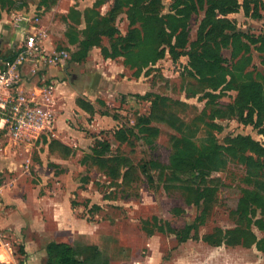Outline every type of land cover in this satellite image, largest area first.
Returning <instances> with one entry per match:
<instances>
[{
	"label": "rangeland",
	"instance_id": "rangeland-1",
	"mask_svg": "<svg viewBox=\"0 0 264 264\" xmlns=\"http://www.w3.org/2000/svg\"><path fill=\"white\" fill-rule=\"evenodd\" d=\"M58 1L55 5H51L52 0H6L3 6L0 4V57L23 43L26 34L35 31L36 21L46 13L50 20H44L43 26L48 31L56 32L63 19L62 11L69 9L71 23L83 32L94 21L100 23L115 0H64L59 11L55 10ZM161 5V13L167 14L173 11L177 0H161ZM203 16L201 10L190 16L189 41L195 40ZM228 18L249 38H260L264 32L263 9H259L258 17L245 15L240 9ZM114 20V39L126 36L131 27H140L129 24L126 8ZM60 39L56 37L52 43L56 53L65 51ZM102 44L109 47L107 37H102ZM255 47L250 46L251 65L236 73L238 82L261 81V74L264 79L263 56ZM222 55L231 66L230 52L223 50ZM187 62L186 56L173 62L166 54L154 67L141 73L137 89L133 83L132 90L111 97L106 96L103 87L95 94L84 88L83 81L95 77V66L87 70L84 78L80 73L74 85L80 91L79 96L83 94V98L95 103L96 110L84 119L73 113L74 120L69 126L79 131L77 134L69 135L62 121L58 129L27 143L15 141L0 129V177H15L12 197L24 196L19 207L29 212L23 217L24 223L17 224L14 238L11 236L13 259L20 263L23 259H36V264H44L48 243L63 242L80 251L85 247L96 250L99 258L96 264H109L113 259L121 261L112 264H264V213L249 202L238 205L242 192L253 189V184L246 182L243 164L227 157L224 168L206 174L207 181L215 179L219 184L208 183L213 191L207 192L208 196L198 203L194 191L165 186L159 181V171L171 173L170 156L187 139L198 146L211 136L218 145L225 146L229 140L244 136L264 148L260 128L230 116L237 92L232 89L213 94L206 90L187 73ZM41 71L25 82L43 86L45 67ZM132 71L123 70L122 77L135 82ZM116 73L115 70L113 74ZM29 76L27 73L24 78ZM159 96L164 99L163 107L182 121L181 133L168 125L153 123L158 128L153 139L138 134L120 142L114 137L117 129L132 127L137 131V119L148 116L151 101ZM53 100L49 107L54 112L64 109L70 112L72 98L63 102L58 97ZM253 117L257 121L256 113ZM260 120L264 127L263 115ZM55 137L72 145L71 156L64 159L59 151H49L48 145L57 140ZM107 143L110 146L107 156L128 158L137 168L128 186L111 179L90 162L95 155L93 149L99 151V144ZM3 251L0 254L9 259L11 251Z\"/></svg>",
	"mask_w": 264,
	"mask_h": 264
},
{
	"label": "trees",
	"instance_id": "trees-1",
	"mask_svg": "<svg viewBox=\"0 0 264 264\" xmlns=\"http://www.w3.org/2000/svg\"><path fill=\"white\" fill-rule=\"evenodd\" d=\"M5 2L6 0H0L2 6ZM55 4L56 0H52L51 5ZM124 8L130 18L129 24H140V27H131L126 36L114 39L116 30L112 24ZM161 9V0H115L106 17L100 23L94 21L93 25L86 27V31L80 32L75 25H69L65 35L70 44L77 46V50L71 54V60L81 62L92 48H100L103 58L122 57L123 64L133 70L134 75L139 76L164 59L166 54L173 62L186 56L187 73L203 84L206 90L213 94L232 89L237 92L230 116L260 128V133L264 136L260 120L264 116L262 74L259 75L261 81L238 82L236 79V73L245 71L251 65V44L263 56L261 65L264 66V32L260 38H249L228 18V15L237 13L240 9L245 15L258 17L259 9L264 10V0H177L172 12L162 14ZM200 10L204 11V16L198 25L195 40L189 41L190 16ZM94 15L101 17L97 13ZM81 34L83 38H80ZM102 37L108 38L109 47L102 44ZM223 50L230 52L231 66L227 65L228 59L222 55ZM163 100L159 96L151 101L148 116L137 119V131L132 127L117 129L114 137L120 142H126L131 136L138 134L153 139L158 135V128L153 127V123L168 125L181 133L182 121L163 107ZM76 104L87 113L92 114L94 111L89 103L80 98L76 100ZM245 111L247 115L244 117ZM255 113L257 121H254ZM99 148V151L93 149L95 155L90 159L91 164L111 179L121 180V184L128 186L133 181L137 168L128 158L107 156L110 152L108 143L99 144ZM48 149L52 153L59 151L64 159L72 154L68 146L57 140L51 141ZM227 157L245 166L246 182L253 184L252 190L242 192L238 205L249 202L261 208L264 213V148L250 137H235L225 146L218 145L211 136L198 146L187 139L170 156L171 173L166 174L161 169L158 178L165 186H178L194 191L198 203L208 196L207 192L213 191L208 183L219 184L215 179L207 181L205 175L224 168ZM45 253L44 264H96L99 259L97 251L91 247L80 251L63 242L48 243Z\"/></svg>",
	"mask_w": 264,
	"mask_h": 264
},
{
	"label": "crops",
	"instance_id": "crops-1",
	"mask_svg": "<svg viewBox=\"0 0 264 264\" xmlns=\"http://www.w3.org/2000/svg\"><path fill=\"white\" fill-rule=\"evenodd\" d=\"M64 5V0H59L55 10H60L61 6ZM70 8V7H69ZM69 9H65L62 11L63 19L58 23V28L56 29V32H50L48 31V27H44L43 23L44 20H50L48 19L49 13H46L44 16H41L37 20V24L42 26V28L46 29V36L42 42L45 50L47 53L52 54L56 53L54 49H52V43H54V39L57 37L58 39L61 38V42H63V47L65 48V51L62 52L65 53V56L61 59H58L55 63H53L50 66L45 67V71H43V76L45 83L43 86L33 85L31 82H25V79H30L33 76H29L24 78L22 88L25 90L26 93L31 95L36 102L41 106L42 109L48 111L53 120V129H58V127L61 125L62 121L65 122V126L67 127L68 131L65 129V131L69 134H77L79 131H75L72 128H70L69 123L73 119V113L75 116L78 115L81 119H84V116L89 117L88 113L79 108L76 104V100L78 98L86 101L87 103L91 104L93 106V110H96L95 103H93L91 100H87L83 98L82 96H79L80 91L77 88V86L74 85V81L76 80L77 75L82 76V78L85 77L87 70L91 68L92 66H95L96 75L92 79L89 80V77H87V80L83 81L84 88L89 89V92L96 93V91L99 90L100 87H103L105 90L106 96H113L114 94H118V92H128L129 90H132L134 84L135 89L138 88V80L139 76L134 75L133 73V80L135 82H131L128 80V77L123 75V70H130L128 67H126L123 64L122 57H118L115 59L112 58H103L101 54L100 48H92L87 57L82 60L81 62H75L71 60V54L77 50L76 44H70L68 42V39L65 35L66 30L65 28L69 25H73L71 23L70 18L67 15V12ZM51 23V26H53L54 22ZM49 23V24H50ZM57 26V25H56ZM79 29V28H78ZM65 30V32H64ZM56 36V37H55ZM81 38V37H80ZM76 49H75V48ZM104 66V67H103ZM154 67V66H153ZM103 68V69H101ZM105 68V69H104ZM73 70L78 71L73 72ZM116 70V74H113ZM132 71V70H131ZM42 72V71H41ZM133 72V71H132ZM119 77V80L117 79ZM29 84V86H28ZM86 84V85H85ZM104 98L105 95H102ZM143 96V95H139ZM54 97H58L63 102V99L69 98L73 99L72 104L70 107V112L68 111H60L57 110L54 112L53 109L49 107V103L53 102ZM69 101V100H68ZM70 104V102H69ZM103 116H108L107 113H103ZM57 118V119H56ZM113 122H116V119L113 118ZM86 121V119H85ZM115 124V123H114ZM86 126H89L88 123ZM88 128V127H87ZM71 130V133L69 132ZM58 131V130H57ZM74 131V132H73ZM55 135V133H54ZM57 140L68 146L69 148H72L71 144L66 142L64 139H59V137H55ZM73 139V138H72ZM73 152V151H72ZM9 166H7V169L9 171ZM10 172V171H9ZM2 181H0V250L3 249V252L11 251V255L7 256L9 259H3L2 255L0 254V264H36V259H23L22 263H20L17 259H13L12 257V249L10 247L11 241L13 240L11 236L14 238L15 231L17 228V224L20 222L24 223L23 217H26L29 215V212L23 209L22 207H19V202L24 201V196H19V198H15L13 193H15V184L16 180L15 177L11 176H3L0 177ZM22 203V202H21ZM12 239V240H11ZM46 256V253H45ZM113 262H119L121 259H113ZM171 263V262H170Z\"/></svg>",
	"mask_w": 264,
	"mask_h": 264
},
{
	"label": "built area",
	"instance_id": "built-area-1",
	"mask_svg": "<svg viewBox=\"0 0 264 264\" xmlns=\"http://www.w3.org/2000/svg\"><path fill=\"white\" fill-rule=\"evenodd\" d=\"M37 24V21H36ZM28 32L23 43L0 57V129L19 142H36L52 131L51 114L22 89L27 73L34 76L65 56L49 54L42 42L47 30L39 24Z\"/></svg>",
	"mask_w": 264,
	"mask_h": 264
},
{
	"label": "bare ground",
	"instance_id": "bare-ground-1",
	"mask_svg": "<svg viewBox=\"0 0 264 264\" xmlns=\"http://www.w3.org/2000/svg\"><path fill=\"white\" fill-rule=\"evenodd\" d=\"M3 259H5V257L2 255Z\"/></svg>",
	"mask_w": 264,
	"mask_h": 264
}]
</instances>
